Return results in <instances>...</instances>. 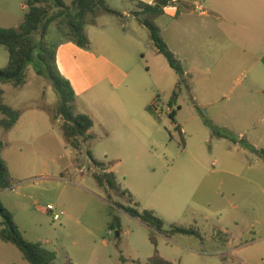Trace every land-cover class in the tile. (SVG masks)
<instances>
[{
  "label": "rangeland",
  "instance_id": "obj_1",
  "mask_svg": "<svg viewBox=\"0 0 264 264\" xmlns=\"http://www.w3.org/2000/svg\"><path fill=\"white\" fill-rule=\"evenodd\" d=\"M23 1H5L10 13L1 27H19ZM137 2L108 0L112 9L128 11L131 17L122 21L106 13L104 21L132 29V17L140 11ZM47 42L56 51L64 49V75L66 70L77 73L83 61L79 48L55 24ZM145 45V57L138 52L131 66L119 62L118 74L131 70L122 81L112 84L94 76L90 89H78L76 112L94 115L95 123L93 137L80 151L66 144L59 127L63 118L54 119L59 96L51 80L36 73L37 60L26 71L25 85H2L5 103L20 111L21 118L11 130L0 128L2 157L15 179L11 188L0 190L1 202L25 239L56 253L55 264H145L155 249L151 230L107 199L93 177L101 170L92 159L105 161L119 186L111 191L113 202L154 210L166 221V229L171 224L193 227L204 237L159 235L161 256H179L177 264H264V159L248 147L264 149V96L249 92L254 84L245 64L208 73L182 62L189 78L172 120L169 100L179 77L164 56L153 55V47ZM9 59L7 48L0 45V69ZM151 104L159 120L147 111ZM209 124L228 137L219 136ZM253 126L256 130L239 138ZM48 204L58 213L65 211L60 220L42 210ZM114 216L121 231L109 228ZM0 264L28 263L16 246L0 238Z\"/></svg>",
  "mask_w": 264,
  "mask_h": 264
},
{
  "label": "trees",
  "instance_id": "obj_2",
  "mask_svg": "<svg viewBox=\"0 0 264 264\" xmlns=\"http://www.w3.org/2000/svg\"><path fill=\"white\" fill-rule=\"evenodd\" d=\"M137 4L140 11L135 13L136 20L147 29L149 39L157 52L166 58L170 67L179 77V82L169 100V117L175 120L178 111L181 109L177 105V101L188 79L182 62L167 45L157 23L158 18L165 14V8L174 4V1L154 0L153 3L138 1ZM25 5L27 10L19 27L0 28V45L7 48L10 57L8 65L0 69V113L3 115L0 118V128L7 131L13 129L21 117L20 111L5 103V91L2 85L11 84L14 87L25 85L26 71L29 65L37 60L36 73L40 76H47L59 96V105L54 119H57L58 116L63 118V123L59 127L66 144L74 150L80 151L83 144L93 137L90 131L94 127V120L87 114L76 112L75 91L71 82L58 70L56 50L47 42L49 28L52 24H55L63 36L79 47L86 49L90 45V40L86 34V26L91 22V18L104 13L114 15H120V13L109 6L108 0H72L71 4H67L65 0H26ZM147 109L154 118L159 120V114L153 104L149 105ZM209 125L211 126V124ZM211 127L217 132L213 126ZM177 129L181 130L180 126H177ZM218 134L221 137L227 136L221 133ZM4 146V142L0 140V190L11 188L15 183L8 163L2 157ZM248 147L264 159V149H256L252 145ZM92 162L94 166L101 170V172H94L93 177L98 185L106 191L107 199L112 202L113 206L139 219L151 230L150 241L155 249L153 255L148 258L145 264H174L160 255L157 248L159 235L170 238L173 235L182 234L204 240L201 232L193 227L171 224L169 229H166V221L157 216L154 210H140L131 205L113 202L111 191L119 190L117 176L114 172L108 171L106 163L95 159H92ZM123 194L132 197V194L127 190ZM0 218L1 240L16 246L28 264H55L56 253L40 242H30L25 239L14 220L12 212L3 205L1 200ZM109 228L110 230L121 231V222L117 216L113 217ZM218 232L222 233L221 231ZM123 261L126 260L123 259ZM134 262L140 263L136 260ZM65 264L73 263L68 261Z\"/></svg>",
  "mask_w": 264,
  "mask_h": 264
},
{
  "label": "crops",
  "instance_id": "obj_3",
  "mask_svg": "<svg viewBox=\"0 0 264 264\" xmlns=\"http://www.w3.org/2000/svg\"><path fill=\"white\" fill-rule=\"evenodd\" d=\"M5 1L14 0H0V25L10 13V7L5 5ZM138 1L153 3L154 0ZM173 1L174 4L165 8V14L158 18L157 23L167 45L175 49L174 52L180 61L188 63L194 71L204 69L208 73L217 67L226 70L234 64H245L246 71L252 75L254 84L249 92L261 93L264 96V0ZM25 2L26 0L22 2L24 13L27 10ZM66 3L71 4L67 1ZM119 13L120 15L116 16H119L122 21L124 18L131 17L128 11ZM105 14L97 15L86 26L90 45L86 49L77 45L83 59L78 65L77 73L66 70L67 73L64 75L61 67L64 66L65 51L62 47L56 51L58 70L71 82L75 91L76 108H78V93L90 89L94 83V76H97L98 80H107L113 84L120 79L122 81L126 75L130 74L131 70H126L123 75L118 74L122 66L119 62L124 60L128 66H131L133 53L138 52L145 57L142 45L153 47L152 54L160 55L150 39H147L149 38L147 31L144 35L145 27L140 25L135 17H132L135 20L134 27L128 29L125 24L114 25L113 21H104ZM21 21L23 20H20V24ZM111 26L114 29L110 33L108 29ZM0 28L3 27L0 26ZM184 69L188 79L189 74L185 67ZM165 71H167L166 65ZM78 89H80L79 92ZM87 115L94 118V115L90 113ZM224 127L229 129L227 124ZM252 130H256V126L245 129L240 133L239 138L244 140L245 135ZM90 133L92 134V131ZM121 144L125 145V142L122 141ZM252 146L257 148L256 145ZM108 171H112L109 166ZM132 201L134 203L133 195ZM162 256L174 264L182 260L179 256L174 258L164 254Z\"/></svg>",
  "mask_w": 264,
  "mask_h": 264
},
{
  "label": "built area",
  "instance_id": "obj_4",
  "mask_svg": "<svg viewBox=\"0 0 264 264\" xmlns=\"http://www.w3.org/2000/svg\"><path fill=\"white\" fill-rule=\"evenodd\" d=\"M44 212L47 213H52L53 219L54 220H60L61 215L65 214V211H61L60 213L56 212V206H54L53 204H48L44 209H42Z\"/></svg>",
  "mask_w": 264,
  "mask_h": 264
}]
</instances>
